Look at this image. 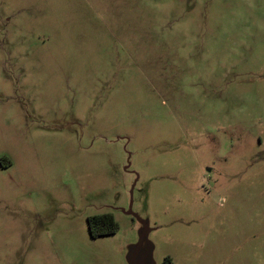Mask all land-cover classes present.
Returning a JSON list of instances; mask_svg holds the SVG:
<instances>
[{
	"label": "rangeland",
	"instance_id": "374dc122",
	"mask_svg": "<svg viewBox=\"0 0 264 264\" xmlns=\"http://www.w3.org/2000/svg\"><path fill=\"white\" fill-rule=\"evenodd\" d=\"M137 247L264 264V0H0V264Z\"/></svg>",
	"mask_w": 264,
	"mask_h": 264
},
{
	"label": "trees",
	"instance_id": "16d2710c",
	"mask_svg": "<svg viewBox=\"0 0 264 264\" xmlns=\"http://www.w3.org/2000/svg\"><path fill=\"white\" fill-rule=\"evenodd\" d=\"M117 230L118 225L111 214H102L88 219V232L93 239L115 234ZM161 264L172 263L169 258H166Z\"/></svg>",
	"mask_w": 264,
	"mask_h": 264
},
{
	"label": "water",
	"instance_id": "95a60500",
	"mask_svg": "<svg viewBox=\"0 0 264 264\" xmlns=\"http://www.w3.org/2000/svg\"><path fill=\"white\" fill-rule=\"evenodd\" d=\"M144 234H145V233H143L142 236H143ZM142 236H141V238H142ZM138 246H139V244H138ZM137 252H138V247L136 248L134 254L132 255V258H131V260H130V264H135V258H136Z\"/></svg>",
	"mask_w": 264,
	"mask_h": 264
}]
</instances>
